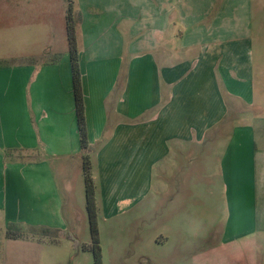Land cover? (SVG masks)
Returning <instances> with one entry per match:
<instances>
[{"label":"crops","instance_id":"obj_1","mask_svg":"<svg viewBox=\"0 0 264 264\" xmlns=\"http://www.w3.org/2000/svg\"><path fill=\"white\" fill-rule=\"evenodd\" d=\"M142 2L78 5L96 209L100 194L106 215L119 214L120 202L151 194L155 169L162 174L182 153L209 143L220 153L228 204L220 245L209 252L225 251L220 264H248L241 250L251 253L264 242V119L255 128L243 118L255 89L264 94V66L253 64L251 0ZM19 5V17L0 18V62H12L0 66V223L63 237L70 222L58 178L64 184L74 166L82 172L83 156L65 13H59L63 30L54 4ZM5 25L11 27L6 33ZM259 103L256 110L264 111ZM138 169L146 171L141 191ZM208 217L213 231V211ZM87 227V241L75 239L76 250L90 243ZM206 255H194L197 264Z\"/></svg>","mask_w":264,"mask_h":264},{"label":"rangeland","instance_id":"obj_2","mask_svg":"<svg viewBox=\"0 0 264 264\" xmlns=\"http://www.w3.org/2000/svg\"><path fill=\"white\" fill-rule=\"evenodd\" d=\"M137 1V4H143L144 0ZM19 4H54L52 11L58 15L59 20V13L66 15L70 8L76 23L82 17L79 4L118 3L117 0H0V18L19 17ZM248 9L249 32L254 45L253 64L264 66V0H251ZM38 12L37 9L32 10V15L38 16ZM97 12L94 10L93 13ZM60 22L64 30L63 16ZM45 24L50 25L47 20ZM3 28L6 33L7 28L11 27L5 25ZM77 34L79 36L78 29ZM260 100L264 102V94L255 89L254 106L249 108L248 116L243 117H248L255 128L264 119V111L256 110L262 107ZM163 165L168 166L169 163ZM65 172L64 184L58 178L62 191L63 216L66 222H70L64 233L83 243L87 241L88 235L83 171L79 173L74 166ZM138 172L137 187L141 191L145 188L146 171L138 169ZM153 173L155 177L151 184V194L148 196L145 192L137 202H120L119 209L122 212L119 214L109 212L106 215L108 211L100 207L103 198L97 195L101 264H197L194 255L205 252L207 255L199 260L200 264L212 258L215 264L224 263L220 259L227 257L224 250L213 254L208 248L220 245L221 230L226 223L228 211L226 183L220 178L218 149L206 143L205 146L187 150L176 159V167H168L162 174L160 167ZM196 211L202 212L203 216L198 219ZM209 211H213V231L209 230ZM5 232L0 223V264H94L90 251L81 247L76 250L73 241L65 235L60 237L48 230L22 228L16 239H8ZM250 250L251 253L249 250H241L245 262L264 264V242L259 241V248L251 247Z\"/></svg>","mask_w":264,"mask_h":264},{"label":"trees","instance_id":"obj_3","mask_svg":"<svg viewBox=\"0 0 264 264\" xmlns=\"http://www.w3.org/2000/svg\"><path fill=\"white\" fill-rule=\"evenodd\" d=\"M76 23L72 17V11L69 8L65 15V32L67 41V53L70 59L73 94L75 102V116L77 129L80 139L82 156V171L84 177L85 207L88 215L90 243L81 246V249L90 251L94 264H101V250L99 246L98 227H97V209L95 203V185L91 173V163L87 153L88 142L85 125V108L83 93L81 87V74L78 62V48L75 32ZM60 55L54 56L52 62H57ZM11 61L0 62V66L10 65ZM5 236L8 239H16L20 234V228L17 224H7ZM73 239L72 237H69ZM79 242L73 239L74 248H78Z\"/></svg>","mask_w":264,"mask_h":264}]
</instances>
